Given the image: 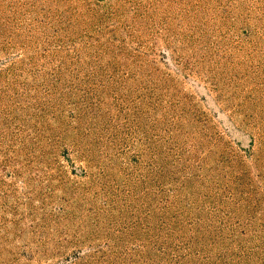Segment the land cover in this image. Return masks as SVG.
<instances>
[{"label":"rangeland","instance_id":"rangeland-1","mask_svg":"<svg viewBox=\"0 0 264 264\" xmlns=\"http://www.w3.org/2000/svg\"><path fill=\"white\" fill-rule=\"evenodd\" d=\"M0 264H264V0H0Z\"/></svg>","mask_w":264,"mask_h":264}]
</instances>
